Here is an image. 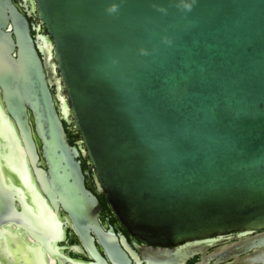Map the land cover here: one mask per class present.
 Instances as JSON below:
<instances>
[{"label":"water","instance_id":"obj_1","mask_svg":"<svg viewBox=\"0 0 264 264\" xmlns=\"http://www.w3.org/2000/svg\"><path fill=\"white\" fill-rule=\"evenodd\" d=\"M27 1L0 0V264L10 234L49 264L60 212L126 262L80 156L154 246L264 230V0Z\"/></svg>","mask_w":264,"mask_h":264},{"label":"flooded vegetation","instance_id":"obj_2","mask_svg":"<svg viewBox=\"0 0 264 264\" xmlns=\"http://www.w3.org/2000/svg\"><path fill=\"white\" fill-rule=\"evenodd\" d=\"M12 2L22 12H28L32 7L29 1L25 3L24 0H12ZM28 21L30 25H39L34 15L28 18ZM41 32L43 33L42 29ZM56 104L59 106L58 103ZM89 185L90 189H87L95 195L100 206L99 223L101 228L105 233L112 234L117 238L119 246L126 256V262L123 263L109 260L100 243L94 238L95 247L106 264H264V230L247 235L231 233L215 236L214 239H217L215 242L184 249L181 247L185 244L170 247L154 246L146 239L129 232L121 223L104 193L99 190L93 172ZM60 218L63 222V238L56 244L53 255L45 254L47 261L52 257L54 264H98L71 228L67 215L60 212ZM121 239L123 243H121Z\"/></svg>","mask_w":264,"mask_h":264},{"label":"bare ground","instance_id":"obj_3","mask_svg":"<svg viewBox=\"0 0 264 264\" xmlns=\"http://www.w3.org/2000/svg\"><path fill=\"white\" fill-rule=\"evenodd\" d=\"M11 179H15L14 177H11ZM18 238V236H14L13 234H10L9 239L16 241ZM9 239H5V246L3 245L4 249L6 252H8L9 257L12 258L11 260L13 261H18L17 263L14 262L15 264H31L33 256L31 254H29L27 252V247L24 241L20 240L19 243H15L11 242L12 245H10V240ZM15 239V240H14ZM21 239V238H19ZM18 241V240H17ZM4 243L3 239H0V245H2ZM25 245V247L23 246ZM8 246V247H7ZM28 250H32L31 248L28 247ZM49 264H54V259L52 257L48 258L47 261Z\"/></svg>","mask_w":264,"mask_h":264},{"label":"trees","instance_id":"obj_4","mask_svg":"<svg viewBox=\"0 0 264 264\" xmlns=\"http://www.w3.org/2000/svg\"><path fill=\"white\" fill-rule=\"evenodd\" d=\"M33 33V32H32ZM66 134H67V138H68V142L71 146H75V143L78 141V136L77 134H75L73 132V130L71 129V125H68L67 123L63 122ZM79 160L81 162V166H82V170L84 172V174L87 172L88 174H85V179H86V186L87 188L90 189V185H89V180L91 178L92 175V170L90 168L89 162L88 160L83 157L80 156Z\"/></svg>","mask_w":264,"mask_h":264}]
</instances>
